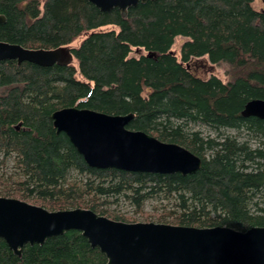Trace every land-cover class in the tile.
<instances>
[{
	"label": "trees",
	"instance_id": "16d2710c",
	"mask_svg": "<svg viewBox=\"0 0 264 264\" xmlns=\"http://www.w3.org/2000/svg\"><path fill=\"white\" fill-rule=\"evenodd\" d=\"M252 2L148 0L123 18L117 8L102 12L87 0H44L41 7L39 0H0V41L52 49L86 34L72 49L77 67L0 61V162L12 170L7 180L0 175V196L54 211L88 208L124 222L109 211L110 199L137 210L165 200L171 209L159 223L264 226V120L240 114L247 101L264 99V10ZM109 25L115 29L100 30ZM179 36L187 40L177 59L170 49ZM133 48L144 54L131 57ZM196 59L226 64L228 80L192 73L186 65ZM72 106L133 113L128 129L183 146L201 165L189 175L89 167L52 125V112ZM196 123L214 135L188 127ZM0 264H106V258L70 230L26 245L21 256L0 238Z\"/></svg>",
	"mask_w": 264,
	"mask_h": 264
},
{
	"label": "water",
	"instance_id": "95a60500",
	"mask_svg": "<svg viewBox=\"0 0 264 264\" xmlns=\"http://www.w3.org/2000/svg\"><path fill=\"white\" fill-rule=\"evenodd\" d=\"M87 1L102 12L117 8L125 18L128 8L148 0ZM4 21L0 15V24ZM72 49L70 45L28 49L0 41V61L29 62L42 67L73 65ZM240 114L264 120V99L247 101ZM133 117V113L113 115L76 106L51 114L56 133L68 138L89 167L181 175L199 169L201 159L183 146L128 129ZM70 230L79 231L91 247H97L106 264H264V226L237 231L225 226L128 223L88 208L54 211L0 196V238L17 256H21L26 245H42L46 239Z\"/></svg>",
	"mask_w": 264,
	"mask_h": 264
},
{
	"label": "rangeland",
	"instance_id": "374dc122",
	"mask_svg": "<svg viewBox=\"0 0 264 264\" xmlns=\"http://www.w3.org/2000/svg\"><path fill=\"white\" fill-rule=\"evenodd\" d=\"M40 7L42 6L44 0H39ZM251 6L253 9L260 11L264 10V5L262 4L261 0H253L251 3ZM115 29L113 26H105L102 27L100 30H110ZM86 34L81 35L77 39H75L70 46L71 47H77L80 42L84 39ZM187 39L185 37L179 36L176 37L173 45L171 46V51L176 55L177 59L180 57V47ZM144 54V51L142 48H133V50L130 53L131 57H139L140 55ZM75 67H77L76 62H74ZM188 66L190 67V70L192 73L199 75L201 77L207 78L211 75L217 77L222 82H226L229 78L228 76V66L224 63L220 64H207L203 65L202 60L196 59L192 60V62H189ZM189 128L193 130H197L201 132L203 135H214V132L210 130L207 126L196 123V124H189ZM220 133H229L233 134L234 132L231 130H220ZM240 136L245 139L248 138L245 134V132H241ZM1 161V160H0ZM11 163H3L0 162V175H4L5 180L9 179L10 173H11ZM4 182L8 185L10 182L5 181ZM8 182V183H7ZM2 185L1 187H3ZM110 203L108 205V209L110 212L115 214H120L124 218H127L128 223L133 222H154L159 223L156 221V218L160 216V214H166L169 209H171V205L169 202L165 200H149L144 203L142 208L140 210L135 209L128 201L124 200L123 198L118 199H110ZM29 202V201H27ZM31 203V202H29ZM33 204V203H32ZM37 205V204H36ZM40 206V205H39ZM167 224V223H164Z\"/></svg>",
	"mask_w": 264,
	"mask_h": 264
},
{
	"label": "flooded vegetation",
	"instance_id": "af4514ba",
	"mask_svg": "<svg viewBox=\"0 0 264 264\" xmlns=\"http://www.w3.org/2000/svg\"><path fill=\"white\" fill-rule=\"evenodd\" d=\"M119 11V10H118Z\"/></svg>",
	"mask_w": 264,
	"mask_h": 264
}]
</instances>
